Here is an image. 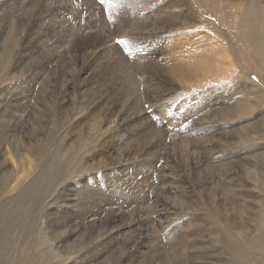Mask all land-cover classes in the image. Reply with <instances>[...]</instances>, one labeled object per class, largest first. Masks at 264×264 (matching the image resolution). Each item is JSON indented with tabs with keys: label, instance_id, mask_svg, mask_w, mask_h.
Returning <instances> with one entry per match:
<instances>
[{
	"label": "rangeland",
	"instance_id": "rangeland-1",
	"mask_svg": "<svg viewBox=\"0 0 264 264\" xmlns=\"http://www.w3.org/2000/svg\"><path fill=\"white\" fill-rule=\"evenodd\" d=\"M187 1L0 0V264H264V0Z\"/></svg>",
	"mask_w": 264,
	"mask_h": 264
},
{
	"label": "bare ground",
	"instance_id": "bare-ground-1",
	"mask_svg": "<svg viewBox=\"0 0 264 264\" xmlns=\"http://www.w3.org/2000/svg\"><path fill=\"white\" fill-rule=\"evenodd\" d=\"M27 1L29 2V3H33V0H22V4L21 5H26L27 4ZM86 1V0H85ZM127 1V5L128 6H131L132 8H133V10H136V9H138V8H141V10H143V11H145L146 13H150L151 11H154L155 13H153V15H155V14H161V12H163V10H164V12H166V10L167 9H169V8H171V6L172 5H175V9H176V12L175 13H178L177 14V16L175 17V18H177V20L178 21H182L184 24L186 23V22H189L192 18H193V16H192V12L190 11L191 9H190V7H189V4H188V1L186 0H182L183 2L181 3V1H179L178 3L175 1V0H169V1H167L166 2V4H164V5H161L159 8H157V9H155V7H154V1L155 0H152V1H148L147 0V7H146V10H144L143 9V7H142V0H126ZM145 1V0H144ZM178 1V0H177ZM230 1V0H229ZM4 2V1H3ZM3 2H1V3H3ZM6 2V1H5ZM82 2H84V0H82ZM88 2V1H87ZM90 2V1H89ZM88 2V3H89ZM124 2H125V0H124ZM91 3V2H90ZM94 3V2H93ZM95 3H97V2H95ZM98 4V3H97ZM155 4H157V3H155ZM182 4L183 5H186L185 7L186 8H182ZM6 5H7V3H6ZM234 5L235 6H243L244 4H236V3H234ZM2 6V5H1ZM4 6V5H3ZM86 7H87V5H85ZM92 6H93V4H92ZM92 6H90V7H92ZM157 6V5H156ZM88 8L89 10L91 9V8ZM169 7V8H168ZM2 8V7H1ZM94 8V7H93ZM167 8V9H166ZM98 9V7L96 8V10ZM94 10V9H93ZM92 10V11H93ZM100 10V9H99ZM1 11V10H0ZM100 12V11H99ZM91 14H94L95 15V10H94V13H92V12H90ZM89 13V14H90ZM42 14V13H41ZM97 14V13H96ZM1 15V14H0ZM13 15V18L12 19H10L11 18V16H10V24H8L7 26H6V28L5 29H9V31L12 29V25H14L15 24V20H17L18 18H19V16L18 15H15V14H12ZM45 15V14H44ZM43 14H42V16H44ZM152 15V16H153ZM39 16H41L40 14H39ZM38 16V17H39ZM41 16V17H42ZM124 16V15H123ZM145 16V18H147V15H144ZM163 16V15H162ZM29 19H31V17H32V14H31V16H27ZM125 17V16H124ZM43 18H45V17H43ZM24 19H26V18H21V21H23ZM121 20V19H120ZM143 20V19H142ZM128 21V23H129V19L127 20ZM144 21V20H143ZM37 23V22H36ZM38 26V25H37ZM122 27V26H121ZM127 27V26H126ZM125 27V28H126ZM38 28V27H37ZM115 28V27H114ZM118 28V27H117ZM123 28V27H122ZM5 29H4V31H5ZM117 31H118V29H116ZM122 31V30H121ZM120 31V32H121ZM125 31H127L126 29H125ZM119 32V31H118ZM9 33V32H8ZM57 33V32H56ZM124 33V32H123ZM129 32H127V35H129L128 34ZM6 34H7V32H6ZM8 34L6 35V38H8ZM123 36H124V34H123ZM122 36V37H123ZM86 37V36H85ZM35 38V37H34ZM90 38H91V36H90ZM124 38V37H123ZM128 38V37H127ZM85 39V38H84ZM89 39V38H88ZM124 39H126V38H124ZM28 40V39H27ZM91 40H93V39H91ZM65 41H66V37L64 38V36L62 35V34H60V35H57L55 38L53 37V36H51V37H49V38H46L45 40L43 39V42L42 43H44L45 44V42H47V44H49L50 43V48H51V45L52 44H58V43H60V44H62V43H65ZM85 41H87V40H85ZM85 41H83V42H85ZM89 41H90V39H89ZM88 41V43H90ZM201 41H204V38L202 37L201 38ZM0 42H1V40H0ZM24 44H26V40H24ZM82 42V43H83ZM95 42V41H94ZM93 42V43H94ZM27 43H28V41H27ZM34 43V42H33ZM32 43V44H33ZM81 43V42H80ZM114 42H112V44H113ZM115 44V43H114ZM113 44V45H114ZM29 45V44H28ZM31 45V44H30ZM85 47H86V45H85V43L83 44ZM93 45V44H92ZM116 45V44H115ZM154 45V44H153ZM26 46V45H25ZM33 46V45H32ZM54 46V45H53ZM62 46V45H61ZM101 46V45H100ZM109 48L111 47V46H108ZM31 48H33V47H31ZM37 48V47H36ZM87 48V47H86ZM92 48V47H91ZM96 48H97V46H96ZM105 48V47H104ZM108 48V49H109ZM118 48V47H117ZM116 48V46L114 47H111L109 50H106L105 51V54L107 53V54H110V56H111V54H112V56L114 55V54H116L117 53V55L116 56H114L115 58L113 59V63L111 64V63H109L110 65H108V66H110L111 68H112V71H111V73H110V75H109V79H111V80H109L110 82L111 81H115V82H117V81H121V77L123 78V79H125L126 81H123L121 84H120V86L117 88V91L116 92H121V91H123V90H125V89H130V87L135 83V81H137V80H142V79H145V78H152V75L151 76H148L147 74L149 73V75H150V68L151 67H149L147 64H146V59H148V56L149 57H151L152 58V61H151V59H150V61L152 62V64L154 65V66H157V67H161V68H163V69H168V70H170V71H172V74H173V77L174 78H176V79H178L179 81L183 78V75H184V81L186 80V78H187V75L189 74V75H192L194 72L192 71L193 69H191V67L190 68H188L189 66H190V64H192V63H195V62H198L199 61V59H201L202 57H204L205 55H206V51L203 49V48H199L198 50H195V51H193V52H191V53H182L181 55H178V56H180V57H174V58H171V60H169V62H165V64H162V62L163 61H161L162 60V58L163 57H165V56H163L162 55V52L163 51H161L160 50V52H159V50L158 51H152L151 49L150 50H148V53L146 54V53H144L145 55L144 56H140V58H139V60H136V57H135V55L133 56V61H132V59L130 58L129 60H128V58L126 59V58H123L124 57V55L123 54H119L120 52H119V49H117ZM106 49V48H105ZM165 50V49H164ZM35 51V50H34ZM40 51V50H39ZM79 51H80V49H79ZM98 51V50H97ZM3 52H7L6 50H4ZM103 52V51H102ZM119 52V53H118ZM147 52V51H146ZM30 53V52H29ZM76 53V52H75ZM74 53V54H75ZM80 53V52H79ZM94 53V52H93ZM99 53H101V52H99ZM24 54V53H23ZM77 54V53H76ZM106 54V55H107ZM154 54H156V55H154ZM160 54L162 55L160 58H159V60L158 61H156L155 60V58H157V57H159L160 56ZM82 55V54H81ZM94 55H96V52H95V54ZM94 55L92 56V55H90L91 56V58L93 57L94 58ZM100 55V54H99ZM106 55H105V57H106ZM46 56H48V55H46ZM76 56V55H75ZM78 56V55H77ZM80 56V55H79ZM78 56V57H79ZM24 57V56H23ZM66 57V56H65ZM73 57H74V55H73ZM147 57V58H146ZM81 58V57H80ZM90 58V57H89ZM108 59H109V57H107ZM97 59V58H96ZM111 59V58H110ZM105 60V59H104ZM29 61V60H28ZM61 61V60H60ZM64 61V60H63ZM102 61V60H101ZM50 63H52V62H50ZM106 63V62H105ZM104 63V64H105ZM108 63V62H107ZM61 64H63V63H61ZM140 64H142V66H144V68H142V66L140 65ZM107 65V64H106ZM106 65H105V67H106ZM162 65H164V66H162ZM152 66V65H151ZM192 67H196L195 65H193ZM26 68H28V67H26ZM158 68V69H159ZM186 68H188V69H186ZM90 69V68H89ZM16 70V69H15ZM84 70V69H83ZM107 70V69H106ZM149 70V72H147ZM156 71V70H155ZM126 72V73H125ZM186 72V73H185ZM85 73V72H84ZM158 75V73H156L155 72V76H157ZM34 76L35 77H33V79H37V80H39V79H43V77H41L40 75H38L37 73H35L34 74ZM75 78V77H74ZM154 79V78H153ZM189 80H192V78L191 77H189L188 78ZM155 80V79H154ZM109 82V83H110ZM162 83V82H161ZM160 82H158L157 81V84L159 85V84H161ZM104 85V84H103ZM160 86H162V84L160 85ZM99 87H101V86H99ZM163 87V86H162ZM101 88H103V87H101ZM165 88V87H164ZM125 91H127V90H125ZM260 91V90H259ZM118 96V95H117ZM114 98V97H113ZM161 114H162V112H161ZM188 119V118H187ZM166 122V121H165ZM182 126V125H181ZM186 127V126H185ZM197 129V128H196ZM171 130V129H170ZM183 130V129H182ZM188 131V130H187ZM198 131V130H197ZM165 133V132H164ZM160 144V143H159ZM28 146L27 145H25V149L27 148ZM23 149V148H22ZM27 150H28V148H27ZM194 153V152H193ZM168 160V159H167ZM226 173V172H225ZM224 175V174H223ZM202 176V175H201ZM264 236V235H263ZM264 241V240H263ZM262 240H261V242H263ZM259 242V243H258ZM253 244H255V243H253ZM256 244H258V245H256ZM255 245L258 247V248H262V244L260 243V239L258 240L257 239V243H256ZM254 245V246H255ZM253 246V245H252ZM255 246V247H256ZM264 248V247H263Z\"/></svg>",
	"mask_w": 264,
	"mask_h": 264
},
{
	"label": "snow or ice",
	"instance_id": "snow-or-ice-1",
	"mask_svg": "<svg viewBox=\"0 0 264 264\" xmlns=\"http://www.w3.org/2000/svg\"><path fill=\"white\" fill-rule=\"evenodd\" d=\"M120 43H123V41H120Z\"/></svg>",
	"mask_w": 264,
	"mask_h": 264
}]
</instances>
